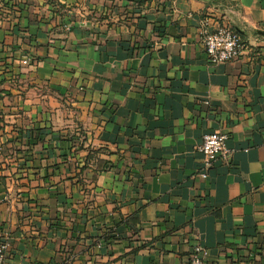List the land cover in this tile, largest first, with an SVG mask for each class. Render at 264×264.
Masks as SVG:
<instances>
[{
    "label": "crops",
    "instance_id": "1",
    "mask_svg": "<svg viewBox=\"0 0 264 264\" xmlns=\"http://www.w3.org/2000/svg\"><path fill=\"white\" fill-rule=\"evenodd\" d=\"M224 24L243 51L210 64ZM259 32L264 0H0L5 263L262 264ZM213 132L230 156L202 179Z\"/></svg>",
    "mask_w": 264,
    "mask_h": 264
},
{
    "label": "built area",
    "instance_id": "2",
    "mask_svg": "<svg viewBox=\"0 0 264 264\" xmlns=\"http://www.w3.org/2000/svg\"><path fill=\"white\" fill-rule=\"evenodd\" d=\"M202 44L207 61L210 64L232 62L240 57L243 43L239 33L228 24L218 26L214 31L206 32ZM21 63L31 65V60L25 57ZM227 136L220 132H213L202 137L198 152L201 154L199 176L205 179L209 170L221 156L229 158L230 151L226 147ZM7 243H0V264H6ZM206 253L199 244L195 245L190 253L188 264H204ZM264 264V260L262 262Z\"/></svg>",
    "mask_w": 264,
    "mask_h": 264
},
{
    "label": "water",
    "instance_id": "3",
    "mask_svg": "<svg viewBox=\"0 0 264 264\" xmlns=\"http://www.w3.org/2000/svg\"><path fill=\"white\" fill-rule=\"evenodd\" d=\"M236 31H237L238 33L240 32L238 29H236ZM258 34L264 36V33L259 32Z\"/></svg>",
    "mask_w": 264,
    "mask_h": 264
},
{
    "label": "trees",
    "instance_id": "4",
    "mask_svg": "<svg viewBox=\"0 0 264 264\" xmlns=\"http://www.w3.org/2000/svg\"><path fill=\"white\" fill-rule=\"evenodd\" d=\"M240 35V34H239ZM240 38H241V40H242V36L240 35Z\"/></svg>",
    "mask_w": 264,
    "mask_h": 264
}]
</instances>
